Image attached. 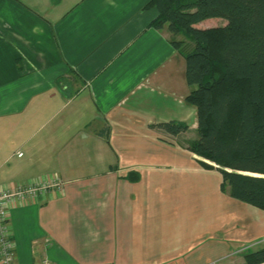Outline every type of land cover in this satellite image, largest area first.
Masks as SVG:
<instances>
[{
    "label": "crops",
    "instance_id": "0c3cea01",
    "mask_svg": "<svg viewBox=\"0 0 264 264\" xmlns=\"http://www.w3.org/2000/svg\"><path fill=\"white\" fill-rule=\"evenodd\" d=\"M148 2L0 0V188L64 182L9 207L13 264H247L264 247V210L187 147L194 86L172 40L193 42L150 26Z\"/></svg>",
    "mask_w": 264,
    "mask_h": 264
},
{
    "label": "trees",
    "instance_id": "16d2710c",
    "mask_svg": "<svg viewBox=\"0 0 264 264\" xmlns=\"http://www.w3.org/2000/svg\"><path fill=\"white\" fill-rule=\"evenodd\" d=\"M157 10L150 26L164 25L193 42L172 40L185 60V96L196 108L197 137L188 149L216 166L233 198L264 210V0H149ZM225 23L197 27L208 18ZM177 134L187 124H156ZM264 262V247L246 255L247 264Z\"/></svg>",
    "mask_w": 264,
    "mask_h": 264
},
{
    "label": "built area",
    "instance_id": "2783aa9c",
    "mask_svg": "<svg viewBox=\"0 0 264 264\" xmlns=\"http://www.w3.org/2000/svg\"><path fill=\"white\" fill-rule=\"evenodd\" d=\"M63 186V180L56 173H49L26 184L0 188V264H13V241L7 222L9 207L15 204L26 205L52 189L61 192ZM41 264H46V261Z\"/></svg>",
    "mask_w": 264,
    "mask_h": 264
},
{
    "label": "rangeland",
    "instance_id": "374dc122",
    "mask_svg": "<svg viewBox=\"0 0 264 264\" xmlns=\"http://www.w3.org/2000/svg\"><path fill=\"white\" fill-rule=\"evenodd\" d=\"M223 20H224V19H222V18H218V17H216V18H211L209 21H207L206 23L202 24V27L221 25V24L225 23ZM192 44H193V43H192ZM190 46H191V45L185 44V45L183 46L182 50H183V51H188V50L191 49ZM196 132H197V131H196Z\"/></svg>",
    "mask_w": 264,
    "mask_h": 264
}]
</instances>
